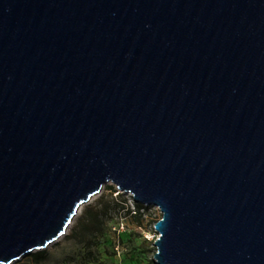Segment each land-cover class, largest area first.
Returning a JSON list of instances; mask_svg holds the SVG:
<instances>
[{"label": "water", "instance_id": "obj_1", "mask_svg": "<svg viewBox=\"0 0 264 264\" xmlns=\"http://www.w3.org/2000/svg\"><path fill=\"white\" fill-rule=\"evenodd\" d=\"M107 183L156 264H264V0H0V264Z\"/></svg>", "mask_w": 264, "mask_h": 264}, {"label": "rangeland", "instance_id": "obj_2", "mask_svg": "<svg viewBox=\"0 0 264 264\" xmlns=\"http://www.w3.org/2000/svg\"><path fill=\"white\" fill-rule=\"evenodd\" d=\"M102 196H111L118 208L125 207L106 218V232L88 244H79L68 239L71 229L88 205H93ZM162 218L158 207L136 204L129 193L119 191L112 183L104 185L102 191L83 205L67 233L45 250V260L36 262L33 254L26 255L13 264H156L154 243L159 237L155 224Z\"/></svg>", "mask_w": 264, "mask_h": 264}, {"label": "trees", "instance_id": "obj_3", "mask_svg": "<svg viewBox=\"0 0 264 264\" xmlns=\"http://www.w3.org/2000/svg\"><path fill=\"white\" fill-rule=\"evenodd\" d=\"M124 209V206L118 208V202L112 196L110 199L102 196L95 204L86 206L67 238L90 247L93 241L106 232V218ZM45 256V251L33 254L36 262L45 260Z\"/></svg>", "mask_w": 264, "mask_h": 264}]
</instances>
